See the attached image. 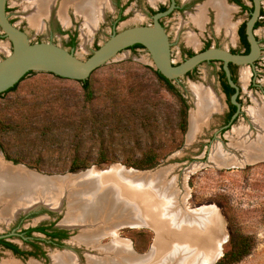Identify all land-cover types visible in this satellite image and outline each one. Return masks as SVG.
I'll use <instances>...</instances> for the list:
<instances>
[{
	"label": "rangeland",
	"instance_id": "obj_1",
	"mask_svg": "<svg viewBox=\"0 0 264 264\" xmlns=\"http://www.w3.org/2000/svg\"><path fill=\"white\" fill-rule=\"evenodd\" d=\"M34 1L7 0L10 21L23 30L31 42H50L72 49L82 60L114 32L134 25L152 24L149 7L156 9L164 5L169 9L172 6L161 20L171 44L174 65L190 57L184 55V50L191 51L193 55L202 51L207 43L210 47L237 48L236 28L250 19L255 6L254 0H241L252 8L251 12H243L236 4L226 0L234 8L230 18L235 26L233 40L226 27L218 26L212 9L207 11L203 28L194 22L193 16L206 0H175L177 8L172 5L173 0H151L152 3L149 0H118L123 6V20L115 25L118 8L115 0H106L103 14L99 15L93 31L86 24L84 14L76 10L75 4L66 5L65 18L61 15L64 0H52L48 12L38 17L40 28L39 24L30 21V16L35 14ZM258 5L263 14L259 17V13L256 20L261 25L253 32L261 51L252 64L238 65L235 69L238 90L236 97L230 101L239 106L236 105V112L229 122L225 121L229 104L219 82L221 64L218 59L200 62L188 75L172 80L176 92L187 105L186 127L182 131L179 127L180 102L152 73L153 64L145 48H125L94 70L90 75L93 93L90 101H86L77 80L58 78L40 71L25 75L14 90L0 95V157L41 176L69 178L79 174L86 180L85 184H67L69 192L57 203V207L39 203L34 208V204H26L13 215L1 216L0 235L23 252H31V255L19 257L0 247V263L15 260L20 264H53L52 255L64 252L75 254L78 264H89L88 258L91 257L106 260L108 256L104 250L89 247L81 241L80 236L86 233V228L63 222L68 211L79 204L76 202L73 205L69 193L72 195L78 189L88 193L94 185L87 175H99L118 165L123 170L132 168L138 172L158 173L167 169L163 179L172 181V190L173 179L176 180L178 196L188 210L199 212L202 218V211L209 209L220 218L219 238L222 239L216 247L218 258L213 264L230 249L231 239L240 234L250 238L252 248L234 264H264V159L246 162L244 151L234 147L242 141L248 144L256 140L259 128L252 110L264 107V0H258ZM69 32L75 35L74 46L69 45ZM190 35L198 40L197 47L190 42ZM10 50L11 44L0 30V60ZM244 69L249 70L247 79L243 77ZM192 84L212 90L220 99L221 107L210 115L195 138L189 140L191 114L195 109ZM218 147L234 154L236 163L217 165L211 156ZM149 152L157 156L155 166L138 169L130 165ZM99 153L104 156L105 162H97ZM74 158L86 167L70 171ZM157 178L155 175L146 181H138L137 185H148L157 192L154 183ZM107 208L106 203V213ZM98 221L86 226L90 229L101 226L102 220ZM43 224L63 229L69 232V237L52 244L46 236L33 233L38 238L34 242L43 252L35 254L30 242L16 233ZM133 225H122L115 232L102 234L99 243L107 247L116 236L130 243V250L137 258H145L153 250L157 232L152 226Z\"/></svg>",
	"mask_w": 264,
	"mask_h": 264
},
{
	"label": "bare ground",
	"instance_id": "obj_2",
	"mask_svg": "<svg viewBox=\"0 0 264 264\" xmlns=\"http://www.w3.org/2000/svg\"><path fill=\"white\" fill-rule=\"evenodd\" d=\"M74 1L76 2V4L74 3L76 10L84 14L86 24L93 31L99 21V15L102 16L103 14V8L107 1L66 0L61 9V15L64 18L66 5ZM51 2L52 0L34 1L36 11L34 10L35 14L30 16L31 23L36 25L40 23H37L38 17L48 12V6ZM209 6L216 11L218 26L220 28L226 27L227 34L234 39L235 26L230 22L234 8L229 6L226 0H207L205 5L199 7L196 16H193L197 26L201 28L205 26ZM39 27L41 28V25ZM190 36V42L197 46L198 40L193 37L194 35ZM248 72V69L243 70L244 79L248 78ZM191 88L195 98V109L191 114L189 140L195 138L203 125L207 123L210 115L219 111V107H221L220 99L212 90L198 84H192ZM252 115L259 128L258 137L251 143L247 144L242 141V143L234 145L237 149L244 151L246 162L264 159V107L259 110L253 109ZM211 159L217 165L226 166L236 163L237 157L229 153L228 150L218 147L212 153ZM166 172H168L167 169L158 173L152 171L138 172L132 168L123 170L118 165H113L111 170L107 172L99 175L90 173L86 176L92 178L94 185L92 190L88 189V193L82 189L81 191L79 189L76 192L73 191L72 195L69 193L73 205L76 202L79 204L68 211V215L66 212L65 216L67 215V217L62 222L69 226L79 224L86 228L84 229L86 233L80 236L81 241L89 247L104 250L108 256L106 260L97 257L88 258L89 264H213L215 262L218 258L216 247L222 239L219 238L220 218L209 209L202 211L204 216L202 218H200L199 212L188 210L178 196L176 180L173 179L174 189L172 190L170 187L172 181L163 179ZM74 175L79 174H73V177H69L70 179L62 176H41L21 165L13 166L1 160L0 217L15 214L21 208L20 206L26 204L37 205L41 203L49 207H57V203L69 192L67 184L69 186L74 183L85 184L84 176L83 178L82 175ZM155 175L158 177L154 181L155 187L158 188L157 192L148 185H137L138 181H146ZM106 203L107 213L104 212ZM112 217L114 218L112 219ZM98 219L102 220V227L96 226L90 229L86 226L99 223ZM110 219L112 220L110 221ZM133 224L152 226L157 232L153 250L145 258H137L130 250V243L116 236L107 247L99 243L102 234L115 232L122 225L135 226ZM74 255L69 252L54 254L52 255V263L78 264ZM0 264L20 263L15 260H5Z\"/></svg>",
	"mask_w": 264,
	"mask_h": 264
},
{
	"label": "water",
	"instance_id": "obj_3",
	"mask_svg": "<svg viewBox=\"0 0 264 264\" xmlns=\"http://www.w3.org/2000/svg\"><path fill=\"white\" fill-rule=\"evenodd\" d=\"M6 3L7 0H0V30L2 36L9 40L11 50L0 60V93L12 87L29 71L48 72L63 78L84 80L121 50L135 43L141 44L147 50L153 69L169 80L183 77L200 62L221 60L229 84L238 90L230 78L228 63L252 64L261 51L253 32L254 23L260 12L258 0H254L255 6L245 24L246 38L250 46L247 54L232 53L228 49L212 46L191 55L179 65H174L171 60V44L160 23L161 17L168 14L172 6L163 12L153 14L150 25H134L114 32L88 58L82 60L72 49L68 50L50 42H31L27 34L9 20ZM236 93L237 91L231 99L236 97ZM232 103L239 106L235 102ZM0 160L16 166L11 161H5L3 156ZM38 206L35 205L34 208Z\"/></svg>",
	"mask_w": 264,
	"mask_h": 264
},
{
	"label": "trees",
	"instance_id": "obj_4",
	"mask_svg": "<svg viewBox=\"0 0 264 264\" xmlns=\"http://www.w3.org/2000/svg\"><path fill=\"white\" fill-rule=\"evenodd\" d=\"M229 1L236 3V4H239L244 11L251 12V10H252V8H249L246 5H243L240 0H229ZM162 10H164L163 7L160 9V11H162ZM262 14H263V11H261V15ZM260 25H261L260 21L255 22L254 29L259 27ZM238 35H239L241 43L246 47L244 54H247L249 52V43L247 41L246 34H245V23H242L239 26ZM69 45L74 46L75 41L71 40ZM207 47H209V44H207L204 48H207ZM127 48L134 50L137 48H143V46L139 43H135V44H133ZM191 55H192V53H190L187 56H191ZM151 71L155 75V77L158 79V81H160L169 92H171L174 96H176L178 98V101L180 102V106H181L179 109V127L181 128L182 131H184V129L186 127V113H187V105H186L184 99L176 92L174 85L172 83V80L165 78L160 72H158L157 70H155L153 68H151ZM32 72L33 71H29L25 75L32 73ZM189 73L190 72H187L186 75H188ZM49 74H52V73H49ZM90 75L88 78H86L84 80H77L81 84V87L84 91V96L86 98V101H90L92 99V96H93L91 81H90ZM24 76H22L19 79V81L22 80ZM54 76H56L58 78H63V77H60L57 75H54ZM219 78L221 81V85L223 87V92H224L226 99L228 101V104H229V115H231V114L236 112V105L229 102L231 96L234 94V88H232L229 84L226 83L225 74L223 71H220ZM18 82H16L12 87L8 88L7 90L1 92L0 95L14 90L16 88ZM234 82H235V80H234ZM99 157L100 158L97 161L98 163L105 162V160H104L105 158H104V156H102L101 153H99ZM13 161H14V163L18 162L17 160H13ZM156 163H157V156L153 152H149V153L144 154V156L140 160L133 162L130 165L134 166L135 168H138V169H148V168L155 166ZM85 167H86V164H84L83 162H80L77 158H74L72 160V163H71V166L69 169H70V171L74 172V171H78L80 169H83ZM52 226L53 225H50V227H52ZM48 227H44L43 225H40L37 227L27 228V229L23 230L22 232L26 237L25 238L26 241L30 242L31 245L33 244V242L30 240V239H33L31 237L32 232L42 233V234L48 236L49 239L60 240V239L66 237L64 230L54 229V231L48 232L46 230ZM0 244L4 248L11 249L17 255H21V256H23L25 254L31 255V252L30 253L23 252L20 249L16 248V246L14 244H12L8 241H4L3 239H0ZM230 244H231L230 249L223 254V256L220 258V260L217 261L216 264H234V263L240 261V259L242 257L246 256L252 248V243H251L250 238L246 235H243V234H240L238 236L233 237L231 239ZM34 246L37 247V245H34Z\"/></svg>",
	"mask_w": 264,
	"mask_h": 264
},
{
	"label": "flooded vegetation",
	"instance_id": "obj_5",
	"mask_svg": "<svg viewBox=\"0 0 264 264\" xmlns=\"http://www.w3.org/2000/svg\"><path fill=\"white\" fill-rule=\"evenodd\" d=\"M66 0H64V2H65ZM150 2H151V0H149ZM174 1V3H173V6H174V8H177V2L175 1V0H173ZM241 1V0H240ZM206 2H207V0H206ZM206 2L203 4V5H205L206 4ZM71 4H76V2L74 1V2H70ZM70 3H68V4H70ZM152 3V2H151ZM227 3V2H226ZM241 3L243 4V5H245L242 1H241ZM234 4H236V3H234ZM238 7H240V9H241V11H243V12H245L242 8H241V6L239 5V4H236ZM115 6L118 8V13H117V15H116V19H115V21H114V25L116 24V23H119L120 21H122L123 20V17H122V14H123V6L119 3V1L118 0H115ZM202 6V5H201ZM200 6V7H201ZM164 8V10H162V11H160V9L161 8ZM179 7V6H178ZM6 9H7V5H6ZM199 9V8H198ZM209 9H212V7H208V10ZM165 10H167V7H165L164 5H160V6H158L156 9H153L152 7L150 8L149 7V9H148V11H149V13L150 14H155V13H157V12H163V11H165ZM207 10V11H208ZM212 10H214V9H212ZM261 11L262 10H260V14H259V17H261ZM6 12H7V10H6ZM198 12V11H197ZM214 12H215V14H216V11L214 10ZM197 14V13H196ZM151 15V16H152ZM217 18V17H216ZM231 18V17H230ZM10 20V19H9ZM255 22H257V20L255 21ZM160 23L162 24V26L164 27V24H163V22H162V20L160 19ZM242 23H245L246 24V21H243V22H241L240 24H239V26L242 24ZM255 24V23H254ZM239 26H238V28H236V30H237V35H238V29H239ZM223 28V27H222ZM225 28V27H224ZM245 28H246V25H245ZM234 29H235V27H234ZM253 29H254V27H253ZM256 29V28H255ZM23 31V30H22ZM245 34H246V32H245ZM68 35H69V43L71 42V40H74V41H76V38H75V35L74 34H72L71 32H69L68 33ZM233 40H235V35H234V39ZM208 44V43H207ZM199 45V44H198ZM205 46H206V44H204ZM205 46H203V47H205ZM195 47H197V46H195ZM209 47H210V45H209ZM144 48V47H143ZM208 48V47H207ZM204 49H206V48H202V50H204ZM245 49H246V47L241 43V41H240V38H239V35H238V47L237 48H231V49H228L230 52H232V53H239V54H244V51H245ZM249 49H250V46H249ZM135 50V49H134ZM191 53V51H189V50H184V55H189ZM216 61V60H215ZM218 62H220V64H221V69H220V71H223L224 72V70H223V64H222V61L221 60H218ZM228 70H229V73H230V78H231V80L233 81V83L235 84L236 83V80H235V78H236V72H235V69L238 67V65H236V64H233V63H228ZM188 72H191V71H188ZM224 74H225V72H224ZM225 79H226V83L227 84H229V82H228V79H227V77H226V74H225ZM234 80H235V82H234ZM219 82H220V86H221V89H222V91H223V87H222V85H221V81H220V78H219ZM230 85V84H229ZM231 86V85H230ZM232 87V86H231ZM232 88H234V87H232ZM237 90L234 88V93L236 92ZM231 99V98H230ZM229 102H231V101H229ZM237 109V108H236ZM234 114V113H233ZM233 114H231V115H229V112L226 114V116H225V121L226 122H229L231 119H232V117H233ZM43 226L44 227H50V225H47V224H43ZM47 228L46 230L48 231V232H52V231H54V229H59V228H55V226L53 225L52 227H50V228ZM25 229H27V228H25ZM25 229H23V230H25ZM23 230H19V232H17L16 233V235L17 236H19L21 239H24V240H26L25 238V235L23 234ZM60 230H63V229H60ZM65 231V230H64ZM33 233H39V232H32L31 233V237L33 238V240L32 239H30L32 242H33V244L31 245L32 247H33V249H35L34 250V252H35V254L36 253H42L43 254V252H41L39 249H40V247L39 246H37V247H35L34 245H38L37 244V242H34V241H37V239L38 238H35L34 236H33ZM69 232H67V231H65V234H66V237L65 238H62V239H60V240H58V239H49V237L48 236H46V235H44V234H42V233H40V234H42V235H44V236H46V238L48 239V241L49 242H51L52 244H57V243H59V242H62V241H64L66 238H68L69 237V234H68ZM0 239H3L4 241H8L7 239H6V237L4 236V235H0ZM8 242H10V243H12V244H14L13 242H11V241H8ZM57 242V243H56ZM15 246H16V248H18V249H20L16 244H14ZM0 247H2L3 249H6V250H9L12 254H14V255H16V256H19V257H22L21 255H17L16 253H14V251H12L11 249H7V248H4L1 244H0ZM21 251H23L22 249H20Z\"/></svg>",
	"mask_w": 264,
	"mask_h": 264
}]
</instances>
